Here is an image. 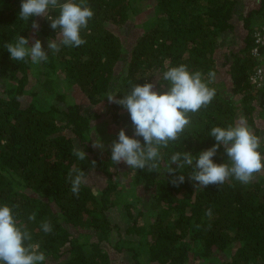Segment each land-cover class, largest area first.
<instances>
[{"label": "trees", "instance_id": "trees-1", "mask_svg": "<svg viewBox=\"0 0 264 264\" xmlns=\"http://www.w3.org/2000/svg\"><path fill=\"white\" fill-rule=\"evenodd\" d=\"M21 3L0 0V205L13 207L31 242L45 253L43 264H118L122 255H129L123 264H264V171L247 184L230 177L206 188L188 178L190 167L182 169L185 180L179 185L172 180L180 171L167 172L172 155L210 148L216 143L210 130L235 125L240 118L260 139L264 157L261 91L250 81L263 64L252 49L254 31L264 25V0L241 17L248 32L244 47L236 52L229 46L223 55V37L235 32L242 0H87L94 15L81 31L85 43L61 46L55 54L49 50L48 60L36 64L30 58L12 60L4 45L19 35L29 38L30 46L35 39L49 42L58 29L43 16L42 22L20 19ZM143 14L150 17L128 48L113 29L128 27ZM49 15L58 16L59 9ZM165 62L167 67L186 65L205 80L214 72L209 84L214 98L188 114L190 123L178 140L160 148L154 171L113 165L111 148L95 156V116L84 114L70 97L72 90L84 94L91 106L107 104L113 142L121 129L132 136L134 125L127 110L107 96L119 99L134 84L149 82L167 91ZM221 62L228 66V89L234 98L240 96L238 104L217 81ZM77 149L86 151L85 160L72 154ZM213 159L230 165L223 146ZM73 167L87 177L78 195L68 180ZM96 167L100 183L93 186L88 180ZM32 215L35 219H29ZM45 221L52 225L50 233L42 230Z\"/></svg>", "mask_w": 264, "mask_h": 264}, {"label": "clouds", "instance_id": "clouds-1", "mask_svg": "<svg viewBox=\"0 0 264 264\" xmlns=\"http://www.w3.org/2000/svg\"><path fill=\"white\" fill-rule=\"evenodd\" d=\"M50 9H59L58 16L49 15ZM94 15L87 4V0H22L19 18L29 21L32 17H46L52 29H58L54 39L48 42V49L52 54L60 51L61 46L78 47L85 43L81 37L82 29ZM32 28L39 29V23L33 21ZM4 47L14 61H24L30 58L33 64L47 61L49 54L45 51L42 41L30 39L22 35L14 42H7ZM163 73V80L169 82L167 91H157L154 83L134 84L131 90L122 98L117 95L107 96L110 103L122 106L130 114L134 125V134L128 135L121 129L118 138L111 145V161L113 165L124 163L130 168L154 171L159 167L160 148L168 147L170 141L179 139L185 127L190 123L189 113L197 112L206 106L215 96V89L209 87L214 80L215 73L209 72L207 80L199 71H189L186 65L167 67ZM209 136L214 137L216 143L208 149L193 155L192 152H177L171 156V166L167 172L176 173L172 183L179 185L185 180L182 169L192 168L188 178L195 185L206 188L209 185H221L230 177L243 184L250 183L256 174L264 171V157L259 148L260 139L254 135L243 118L235 125L227 127H213ZM137 137L143 138V143ZM223 146L230 161L216 163L214 157L218 149ZM93 147L103 149L104 144L93 142ZM80 161L86 159L84 150H74ZM96 161H92L93 167ZM177 165L173 168L172 165ZM71 191L78 195L81 186L87 181L85 171L73 167L68 172ZM211 215V209L206 213ZM29 219H35L32 215ZM45 233L52 231L50 222L41 225ZM27 227L18 221L13 207L5 203L0 205V264H43L45 253L40 250L39 243H33Z\"/></svg>", "mask_w": 264, "mask_h": 264}, {"label": "rangeland", "instance_id": "rangeland-1", "mask_svg": "<svg viewBox=\"0 0 264 264\" xmlns=\"http://www.w3.org/2000/svg\"><path fill=\"white\" fill-rule=\"evenodd\" d=\"M259 1L260 0H242L241 3V7L238 11V16L236 15L235 17V32L229 34L226 33V35L223 37V42L221 44V55H223L226 50L227 47L231 46L233 48L234 51H239L240 49H242L244 47V39L247 35V29L244 26V21L241 20V17H245L247 16L253 9L258 8L259 7ZM150 16L149 15H142L139 16L138 19L136 20V22L133 24L131 23L128 27H123L122 29L120 28H114L113 31H115L118 36H120L122 38V40H125L127 43V45H129L128 48L131 47V45L136 41V39L141 35L142 33V27H141V23L148 19ZM42 17H38V21L42 22ZM258 19H256L257 21ZM255 32V31H254ZM42 41L43 47L45 49V51H49L50 49H48V41L46 39L41 38L40 39ZM222 61V60H221ZM220 65V64H219ZM228 66L223 65L221 62V66H219V73L217 75V81L220 83H223L222 86H224L223 88H221L223 90L224 93H227L226 96L227 97H233V99H236V103L238 104V100H240V96L236 95L235 98L232 95L231 90H229L228 88L231 86L232 81H231V77L228 75ZM70 97H72L73 101L76 102L77 104H79L84 112L85 115H89V116H95V121L92 123V127H94V131L92 132V138L93 141L91 142L92 148L95 150V156L97 157H101L108 149L111 148L112 145V122H110L109 120V113L107 110V104L104 103L98 107H94L91 106L89 104V102L86 100L85 95L82 94L80 91H78L77 89H73L72 93L70 95ZM99 114L98 116L93 115V114ZM98 117V118H97ZM258 126L264 130V123L263 122H258ZM263 135H264V131H263ZM99 138L101 139V141L104 144V148L100 149V148H96L93 147V142H99ZM94 155H92V157H95ZM123 163H120L119 165H121ZM124 166V165H121ZM125 170V169H124ZM127 170V168H126ZM92 173L90 175V178L88 180V182H90L91 185H96L100 183V173L97 171V167L91 170ZM126 180L129 181L130 178L126 176ZM114 219H117V213L114 214ZM129 256V255H127ZM127 256H123L121 258H119L116 262L119 264H123L125 262H128ZM208 264V263H207Z\"/></svg>", "mask_w": 264, "mask_h": 264}, {"label": "built area", "instance_id": "built-area-1", "mask_svg": "<svg viewBox=\"0 0 264 264\" xmlns=\"http://www.w3.org/2000/svg\"><path fill=\"white\" fill-rule=\"evenodd\" d=\"M253 38L254 46L252 55L263 64L257 66L255 72L250 77V81L257 90L261 91L259 98L261 100L262 110L264 111V25L254 32Z\"/></svg>", "mask_w": 264, "mask_h": 264}]
</instances>
